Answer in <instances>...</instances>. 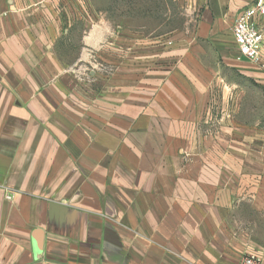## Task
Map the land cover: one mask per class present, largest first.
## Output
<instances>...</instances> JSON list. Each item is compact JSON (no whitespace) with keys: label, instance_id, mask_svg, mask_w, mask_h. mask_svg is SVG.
I'll return each instance as SVG.
<instances>
[{"label":"crops","instance_id":"obj_1","mask_svg":"<svg viewBox=\"0 0 264 264\" xmlns=\"http://www.w3.org/2000/svg\"><path fill=\"white\" fill-rule=\"evenodd\" d=\"M254 2L204 0L194 36L129 40L101 59L112 74L86 78L59 48L77 27L99 45L88 0H0V264H264L258 225L237 216L264 220V130L230 114L227 85L212 133L202 99L221 71L198 67L234 59L264 87L233 37Z\"/></svg>","mask_w":264,"mask_h":264},{"label":"rangeland","instance_id":"obj_2","mask_svg":"<svg viewBox=\"0 0 264 264\" xmlns=\"http://www.w3.org/2000/svg\"><path fill=\"white\" fill-rule=\"evenodd\" d=\"M94 6L92 14L86 15L91 19L96 27L99 45L95 48H89L83 43V30L77 27L65 39H63L59 53L69 65H77L85 74L92 72H100L108 76L112 74L114 66L103 62L104 56H112L117 52H125L126 48H132L129 40L143 39L149 47L154 45L158 40L166 41L171 44V38L175 34L183 33L185 36L195 35L198 30V23L202 14V5L198 0H88ZM255 0L254 4L256 3ZM231 21L227 18L222 20V43L227 42L230 38ZM73 33V34H72ZM117 44V45H116ZM167 47L170 46H166ZM206 54L211 53L216 57V51H212V47L204 46ZM231 48V55L235 57ZM100 55L99 58L96 56ZM119 55V54H118ZM84 62H79L83 59ZM102 59V60H101ZM201 63H198L200 69L213 67L220 70L221 73L213 81L211 97L202 99L207 103V117L210 119L211 129L214 133L224 114L227 112L222 110L220 104L224 99V88L228 85L230 88L229 102L236 101L234 112L230 110V114L245 121L247 124L255 126L259 124L264 130V87L256 86L252 80L242 76L238 72L239 65L233 61H224L220 56L219 61H210L208 56H203ZM150 64L155 66V60ZM167 67L173 68L177 62L171 60L166 61ZM82 73V74H83ZM238 86V89L235 87ZM209 126V125H208ZM209 127V128H210ZM241 224L246 229L251 230L253 221L258 225V233H254L255 237L261 243H264V220L260 215L254 212L250 206L244 204L237 211Z\"/></svg>","mask_w":264,"mask_h":264},{"label":"built area","instance_id":"obj_3","mask_svg":"<svg viewBox=\"0 0 264 264\" xmlns=\"http://www.w3.org/2000/svg\"><path fill=\"white\" fill-rule=\"evenodd\" d=\"M264 19V0L243 9L233 25V37L236 45V60L249 62L264 69L261 50L264 44V33L260 23ZM239 264H263L258 254H247Z\"/></svg>","mask_w":264,"mask_h":264},{"label":"trees","instance_id":"obj_4","mask_svg":"<svg viewBox=\"0 0 264 264\" xmlns=\"http://www.w3.org/2000/svg\"><path fill=\"white\" fill-rule=\"evenodd\" d=\"M252 82H253L254 85H256V86H260V85L257 84L255 81L252 80Z\"/></svg>","mask_w":264,"mask_h":264}]
</instances>
